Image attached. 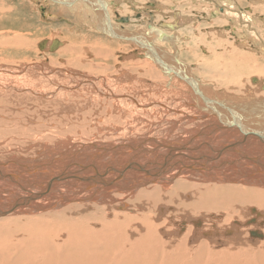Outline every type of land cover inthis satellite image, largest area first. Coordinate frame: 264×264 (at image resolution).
Wrapping results in <instances>:
<instances>
[{
	"label": "bare ground",
	"instance_id": "obj_1",
	"mask_svg": "<svg viewBox=\"0 0 264 264\" xmlns=\"http://www.w3.org/2000/svg\"><path fill=\"white\" fill-rule=\"evenodd\" d=\"M33 1L42 17L72 16L68 33L87 34L63 48L37 43L34 55L49 64L0 65V264H262L264 62L252 61L249 43L264 58V32L237 11L240 0H159L157 9ZM185 2L205 7L189 16L177 11ZM249 2L247 11L264 13V0ZM123 5L145 25L128 31ZM161 12L170 20L153 25ZM2 15L0 51L27 55L36 32ZM238 204L252 205L253 218L235 220ZM52 218L57 225L39 227ZM243 240L256 250L240 248ZM68 246L81 257H61ZM91 255L100 260L85 261Z\"/></svg>",
	"mask_w": 264,
	"mask_h": 264
},
{
	"label": "rangeland",
	"instance_id": "obj_2",
	"mask_svg": "<svg viewBox=\"0 0 264 264\" xmlns=\"http://www.w3.org/2000/svg\"><path fill=\"white\" fill-rule=\"evenodd\" d=\"M132 1L135 4V7L136 8H141L144 5H147L149 3H152L153 4L155 1H159V0H132ZM173 1H177V0H173ZM182 1H193V0H182ZM195 1H199V0H195ZM238 1L239 0H237V2ZM193 4H196V5H193ZM49 5H52V4H49ZM238 5L239 6L242 5V7H241L242 9L239 10L238 7H237L236 8L237 11H242L243 10L247 14L251 15L252 17H254L256 24L253 23V25H254V27H257V32H259V33L260 32H264V28L262 26L264 24V13H262V12H256V13L253 14L252 12L247 11V9H251V7L254 6V5H251L250 4L249 0H240V3L238 2ZM199 6L205 7V5L201 4L200 2H185V3H183L181 5L180 8H177V11H179V12L180 11H182V12L183 11H187L185 13V15H189L190 16V12H192L195 9H198ZM257 6H259V4L258 5H255V7H257ZM263 6H264V4H263ZM121 7H123V11H124L123 14L122 13H119L118 11L117 12L119 14H121V15H124V16L129 17L130 20H131V22L128 23L130 26H126L125 27L128 31H135V30L138 29V27H142V26L145 25L144 22H142V23H133L132 24V22H138V20H140V18L137 19V13L135 11H133L132 9L130 10V6H125L124 7V5H123ZM157 7L158 6H156L155 4H153V6H151L150 8L157 9ZM1 8H3V9H1ZM39 8H40L39 4H36V1H33V0H0V16L2 14L4 15V13L7 11V13H9V15L11 16V18L14 21H16L14 23L16 26H23V27H26L27 29L31 28L33 30V32H36V35L35 36L29 37V40H27L28 43H29V45H28L29 46V49L27 51V55L24 54V55H17V57H12L7 51H5V52L0 51V65H5V64L6 65H8V64L9 65H17V64H21L20 61L25 60V59H26L25 60V63H30V64H33V62L39 63V62L44 61L45 59H44V57H42V54H40L41 52L39 54L37 53V54L34 55V49L36 50V46L43 39H47V41H49V42L51 40H59L61 42V47L60 48H63L65 45H67V41H72L73 40V37H72L73 35L72 34H74V33H76L77 42H80V41H82L84 39V36L87 34V32H83V31L77 30V29H74L73 31H70V33L67 32V29L68 28H74L76 26L74 24V22H73L74 19H73L72 16H66L64 18L60 17V18H55V19L50 18V17L45 18V17H42V15H41L42 14V10H39ZM152 11L155 12L154 10H152ZM199 13L198 14H195V15H198L200 19H205L206 18V16L204 15V12H199ZM160 14H163V15H160ZM156 15L159 16V18H154L153 19V21H152L153 25L160 26L159 24L170 20L169 19L170 15L169 14H166L165 15L164 12L155 13L154 16H156ZM143 16H145V14H143ZM213 16L214 17L217 16L216 19H220V18H218V14L213 15ZM257 16H260V17H257ZM202 24H204V23L202 22ZM205 24H207V23H205ZM251 26H252V23H251ZM12 27L13 28H16V27H14V25H12ZM254 27H252V28H254ZM218 28H220V27L218 26ZM202 29H204V27H202ZM223 29H221V30L223 31ZM224 30L227 32V29H224ZM24 31H27V30H24ZM216 31H215L216 33L214 35L216 36V34H217V37H219L218 30H216ZM186 32H184V34L183 33L182 34L184 36H186L185 35ZM190 32H191V29L189 30L188 35L190 34ZM96 33L99 34V35H101V36L102 35L105 36L104 33H99L97 31H96ZM2 34L3 33L0 32V35L1 36H2ZM6 37L10 38V36H6ZM64 37H65L66 41L64 40ZM111 38L112 37H110V39ZM220 38H222L221 35H220ZM222 40L225 41V38L223 37ZM4 42L5 41L2 40L1 37H0V45H8V44H4ZM245 42H247V40H245ZM249 44H250V54L249 55L252 56V58H251L252 61H254V60L257 61V65H258L257 67L259 68L260 65L263 64L264 58L263 57H260L258 55V53L257 54L255 53V51H254V45L252 44V42L249 43ZM11 46H13V44H11ZM184 48H185L184 45H180L179 46V50L180 51H184ZM260 49H263V48L260 47ZM58 52L59 51H57V52L56 51H49V53H47V54H51L52 56H55V54H58ZM123 53H128V51L127 52H123ZM118 54H121V53H116L115 56L118 57L117 56ZM183 54H184L182 56L183 60L184 61H188V59L191 57V54L190 53H187V52H184ZM186 57H187V59H186ZM128 58L129 57H124L123 59L120 60V62H123V61H131V59L130 58L128 59ZM45 62H47L48 64L50 63L48 59H46ZM255 73H257V72H255ZM255 73H253V74H255ZM124 83H128V82L124 81ZM140 90H143V91L145 90V93L148 92L144 87H140ZM6 128H7V126L5 125L4 128H3L5 130V132H6ZM7 129H9V128H7ZM183 189H186V188H183ZM170 193H171V195H170L171 197H176L177 196V193H175L174 191L173 192L171 191ZM179 196L182 199L187 200L186 203L188 202L189 199L187 198V195H184V196L183 195H178V197ZM182 208L183 209L190 208V206L188 205V207H186V205H184V206H182ZM252 209H253V206L252 205H249V204H238L237 207H236V209L234 210L235 213L238 214V217L236 216L235 217V220L238 219V218H241V221H242L245 217H247L249 215H250V218H247V219L253 218V214H255V212H253ZM255 209H256V211L258 213L264 212V210L262 208H260V207H255ZM100 212L101 211L99 209H95V211L92 212V213L100 214ZM56 220H58V218H52L50 220V223L40 224L39 227H45V226H48L50 224L51 225H57V223H53ZM91 220L92 219H89V222H91ZM89 222H86L84 224L85 225H88V224H90ZM224 222H226L225 219L224 220H220V224L217 225L219 229L223 228V226L228 221L226 223H224ZM207 224H208V222H205L204 223V225H207ZM248 229L249 228H247V230ZM19 230L22 231V229H18L17 231L16 230L12 231V233H18ZM9 234H11V233H9ZM59 234L60 233H58V235ZM247 236H249V234ZM241 237H243V236H241ZM249 242H250L249 240H243V242H241V245H240L241 247L240 248H242L243 250L246 249L248 251L251 248L250 249L251 251L252 250L255 251L256 248H257L256 245H254L255 243H249ZM154 246H156V247H154ZM68 247H67V249H68ZM157 247H159V248H157ZM161 247H163V246L162 245H158V244L157 245L156 244H152V248H155V250H156V248H157V250H160ZM69 248L71 249V251L70 252H66L61 257L66 256V258H68V259L78 258V257H81V256H79L80 251H84L83 249L78 250L79 248L76 247V246H71ZM95 248H96V246L94 248L91 247L88 252L90 254H95L94 251H93V249H95ZM53 249L54 248L49 249V250L50 251H53ZM203 249H204V251L207 250V249H205V247H203L202 250ZM219 250H221V249H219ZM256 251H258V252H261V251L264 252V248L263 249L256 250ZM77 252H79V253H77ZM259 256H261V257H259ZM259 256H258L259 257L258 260H262L263 261L262 264H264V259H263L264 258V254L262 255L260 253ZM158 259H161V258H158ZM57 260H58L57 258H54L52 260L50 258V260H48V261L45 260V261H42L40 263H42V264H46V263H48V264H55ZM98 260H100V259H98L95 255H91V258H86L85 257V261H89V262H98ZM151 260H152V258L150 259V262H151ZM177 262H179V261H174L173 264H175ZM76 264H78V263H76ZM152 264H159V261L158 260H152ZM191 264H221V263L218 262V261H212V260H201V261H198L197 263H191ZM255 264H261V263L259 261H257Z\"/></svg>",
	"mask_w": 264,
	"mask_h": 264
},
{
	"label": "water",
	"instance_id": "obj_3",
	"mask_svg": "<svg viewBox=\"0 0 264 264\" xmlns=\"http://www.w3.org/2000/svg\"><path fill=\"white\" fill-rule=\"evenodd\" d=\"M44 45H45V42H42L40 45H39V48L40 49H43L44 48ZM56 43H52L49 47V51H53L55 48H56Z\"/></svg>",
	"mask_w": 264,
	"mask_h": 264
}]
</instances>
